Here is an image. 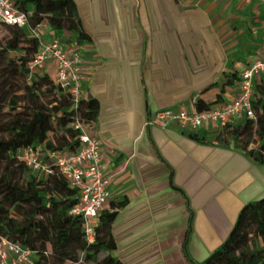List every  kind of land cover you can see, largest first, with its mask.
I'll list each match as a JSON object with an SVG mask.
<instances>
[{
	"label": "crops",
	"instance_id": "crops-1",
	"mask_svg": "<svg viewBox=\"0 0 264 264\" xmlns=\"http://www.w3.org/2000/svg\"><path fill=\"white\" fill-rule=\"evenodd\" d=\"M74 2L92 38L83 61L86 98L99 103L97 132L111 156L108 172L118 170L106 208L117 215L112 254L123 264H191L184 248L188 238L189 256L202 263L234 240L246 209L264 201V165L217 142L189 137L210 134L216 130L211 127L189 132L177 123H146L160 109L216 102L223 74L239 73L264 55V3ZM245 31L247 43L239 39ZM53 34L67 32L48 27L42 37L49 41ZM192 45L203 58L196 71L188 61ZM244 46L254 50L247 63L227 56ZM237 88L226 86L223 101ZM124 201L122 208L111 207Z\"/></svg>",
	"mask_w": 264,
	"mask_h": 264
},
{
	"label": "trees",
	"instance_id": "trees-1",
	"mask_svg": "<svg viewBox=\"0 0 264 264\" xmlns=\"http://www.w3.org/2000/svg\"><path fill=\"white\" fill-rule=\"evenodd\" d=\"M15 1L20 11L31 12V16L26 27L3 26L8 36L0 43V115L9 111L7 117L0 119V236L33 250L36 257L31 264H75L82 255L90 264H123L112 254L116 249L112 236L116 213L109 210L101 213L96 238L87 243L83 218L70 214L78 203V191L57 170L41 179L18 159L19 150L27 147L44 145L46 150L58 152L80 148L79 132L72 127L76 111L70 95L56 86L50 76L30 74L28 63L39 49V40L33 36L32 29L46 22L57 32L73 34L79 43L91 42L92 38L83 29L74 0ZM13 53L19 56L14 57ZM237 79L238 73L228 75L217 101L198 100L196 109L208 110L222 102L225 87L234 85ZM44 96L51 100L44 101ZM253 107L255 119L222 127L216 135L219 139L233 138L236 145L244 138L255 137L257 147L250 151H242L232 143L224 145L208 140V135L200 138L190 133L189 137L198 142H217L243 154L256 165H264V82L255 85ZM79 113L87 121H97L99 103L94 99L82 101ZM57 127L66 130L61 142L50 137H57ZM125 204L126 201L112 202L111 207L122 208ZM249 217L264 220V201L251 204L239 221L234 240L223 244L202 263L194 262L189 256L187 238L184 248L190 263L264 264V224L257 225L250 245L244 236ZM191 229L192 226L190 233ZM101 254L102 258L96 261L95 257Z\"/></svg>",
	"mask_w": 264,
	"mask_h": 264
},
{
	"label": "built area",
	"instance_id": "built-area-1",
	"mask_svg": "<svg viewBox=\"0 0 264 264\" xmlns=\"http://www.w3.org/2000/svg\"><path fill=\"white\" fill-rule=\"evenodd\" d=\"M253 1L264 3V0ZM30 16L31 12L18 9L15 0H0V30L5 25L26 27ZM48 27L44 22L32 29L33 36L39 40V49L28 63V69L31 75L50 76L56 86L70 95L76 111L72 127L79 132L80 148L73 152H58L46 150L44 145L27 147L19 150L18 159L24 161L41 179L57 170L78 191V203L70 214L83 218L85 239L90 244L96 238L98 218L111 202V185L116 180L118 170L108 172L111 156L98 137L97 121H87L79 113L82 101L89 100L84 89L86 76L83 66L85 45L88 44L79 43L68 32L65 36L53 34L49 41H45L43 29ZM263 79L264 55H261L239 71L235 82L237 94L230 100L216 103L211 109L203 111L196 109V103L193 110L186 107L160 109L146 125L167 127L170 123H177L183 130L194 132L202 127L221 129L245 119H255V85L262 83ZM35 257L33 250L0 236V264H31ZM75 264L90 263L82 255Z\"/></svg>",
	"mask_w": 264,
	"mask_h": 264
},
{
	"label": "rangeland",
	"instance_id": "rangeland-1",
	"mask_svg": "<svg viewBox=\"0 0 264 264\" xmlns=\"http://www.w3.org/2000/svg\"><path fill=\"white\" fill-rule=\"evenodd\" d=\"M8 36V31L6 29H4V27L0 30V43H2V41L4 40V38ZM248 33L245 31L244 35L240 36L239 39H240V42H245L247 43L248 41ZM246 46L243 47V50L242 51H230V52H227V56H230V57H233L234 61H237L240 62V63H247L254 55V50L252 49H246L245 48ZM12 56H16L18 57L19 54L18 53H13ZM236 59V60H235ZM227 80V76L225 74L222 75L221 79H220V83L218 82L217 85H223ZM43 100L44 101H49L51 100V97H43ZM190 105V104H189ZM19 111H22L21 109H19ZM7 115H9V111H5L2 115H0V119H3L5 117H7ZM56 125V124H55ZM55 135H57V137L55 136H50V137H53L55 139H58L60 140V142L62 141L61 137L63 135H65L66 133V130L64 129H59L58 127L56 128V131H55ZM218 134V129L214 130V132L210 133V134H206L208 135L207 138L208 140H216L218 141L219 143L221 144H229V143H232L233 146L237 147L238 149L242 150V151H250L251 149H254L257 147V144H258V140L257 138L255 137H252V138H244L243 142L241 143H238L237 145L235 144L233 138H231L229 140L230 137H226L223 138L221 137L220 139L219 138H216V135ZM260 223H263L264 224V220L262 219H258V221H255L253 220L252 218H247L246 219V222H245V229H244V236H245V239H246V243H249L250 245L253 244V240H254V235H255V231L257 229V225L260 224ZM260 245L261 247L263 246V241L260 239ZM248 244V245H249ZM102 258V254L99 256V257H95L96 261L98 259H101Z\"/></svg>",
	"mask_w": 264,
	"mask_h": 264
},
{
	"label": "water",
	"instance_id": "water-1",
	"mask_svg": "<svg viewBox=\"0 0 264 264\" xmlns=\"http://www.w3.org/2000/svg\"><path fill=\"white\" fill-rule=\"evenodd\" d=\"M202 60H203L202 55L199 54V51L195 50V48H193V45H192V49L189 50L188 52V61L191 63L194 71L197 70V68L195 67V64L200 63V61L202 62Z\"/></svg>",
	"mask_w": 264,
	"mask_h": 264
}]
</instances>
